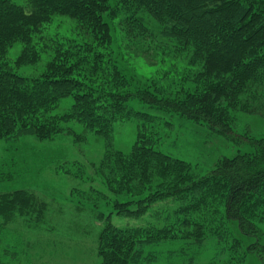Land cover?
Here are the masks:
<instances>
[{"label":"trees","instance_id":"1","mask_svg":"<svg viewBox=\"0 0 264 264\" xmlns=\"http://www.w3.org/2000/svg\"><path fill=\"white\" fill-rule=\"evenodd\" d=\"M136 26L149 31L154 26L168 41L192 49L201 65L202 89L183 100L164 101L182 116L228 135L227 107L246 108L241 98L249 83L261 85L250 92L252 97L264 92V0H0V140L80 137L84 133L63 126L71 120L105 137L108 147L95 176L107 189L99 194L114 210L97 215L104 222L98 236L101 264L154 263L160 256L148 247L178 238L199 245L209 238L231 239L229 249L239 251L240 260L256 252L264 264V245L247 243L264 224V138L256 140L255 153L224 157L207 173L156 149L158 132L148 123L157 118L128 106L129 79L107 50L113 28ZM17 43L22 48L11 58ZM44 55L47 65L40 73L19 72ZM137 94L156 101L147 91ZM69 97L68 109L53 113ZM132 117L141 125L131 150L114 149L115 122ZM167 199L178 207L165 225L112 222L114 213L141 218ZM47 202L28 189L1 193L0 244L7 224L20 216L35 217ZM230 224L238 226V238H229ZM4 249L0 264H11L3 257L10 255V247Z\"/></svg>","mask_w":264,"mask_h":264},{"label":"rangeland","instance_id":"2","mask_svg":"<svg viewBox=\"0 0 264 264\" xmlns=\"http://www.w3.org/2000/svg\"><path fill=\"white\" fill-rule=\"evenodd\" d=\"M150 27V31L137 26L113 28L111 47L107 50L112 53L109 56L122 74L129 79L127 91L131 96L127 100L128 106L157 118L155 123H148L149 129L158 132L156 149L197 164L200 173H207L224 157L255 153L256 140L264 138V92H253V97L250 92L261 90V85L258 82L247 85L250 91L245 88L241 98L248 106L245 109L227 107L231 111V134H222L204 121L182 116L165 107L164 101L183 100L202 89L198 78L202 67L195 62L192 49L168 41L154 26ZM21 48L17 43L9 56L16 58ZM46 65L47 57L44 55L40 62L23 66L19 72L38 74ZM140 91L149 92L150 98L157 102L141 98L137 94ZM72 101V98H66L53 113L65 112ZM140 125L135 117L115 122L112 147L129 152ZM63 126L84 134L80 137L59 134L51 140L34 137L9 142L0 140V194L28 189L48 201L42 213L39 210L35 217L20 216L3 229L0 250L4 253V248L10 247V255L5 257L3 254V257L11 264L102 263L98 254V236L104 222L97 215L100 212L109 214L114 207L99 194L107 189L100 177L95 176V171L108 146L105 137L86 131L77 121L64 122ZM60 165H63L62 169H59ZM66 169L70 174L62 171ZM176 207L177 204L167 199L151 206L141 218H127L114 213L112 222L122 226L152 223L162 226L174 220ZM258 229L259 233L249 237L247 243H259L262 248L264 224H260ZM239 235L238 226L230 224L229 238H238ZM231 242L227 238H209L199 245L189 238L173 239L150 245L148 249L159 254V260L142 264H184L189 258H195L193 264H260L256 252L240 260L239 251L229 249ZM11 251L16 253L14 257ZM242 251L244 253V249Z\"/></svg>","mask_w":264,"mask_h":264}]
</instances>
